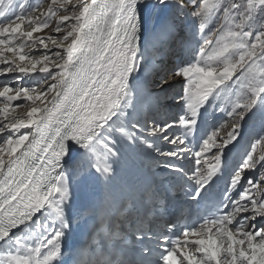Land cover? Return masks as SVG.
<instances>
[{"label": "snow or ice", "instance_id": "1", "mask_svg": "<svg viewBox=\"0 0 264 264\" xmlns=\"http://www.w3.org/2000/svg\"><path fill=\"white\" fill-rule=\"evenodd\" d=\"M141 3L77 0L69 16V0H51L35 15L40 5L30 0H0V74H19L15 84L0 81V264H61L74 174L94 172L111 181L124 145H140L163 168L185 175L196 200L223 173L225 150L239 143L254 110L262 126L251 150L227 175L220 201L202 222L177 234L176 224L164 221L149 234L130 221L132 252L114 228L94 225L75 264H264V22L258 23L264 0H154L187 9L202 38L219 21L215 30L207 27L215 36L203 39L191 61L166 71L172 81L161 77V87L182 85L177 100L183 108L169 120L141 111L146 101L159 102L135 82L136 74L150 71L148 50L140 45ZM54 18V31L64 28L59 40L34 35ZM34 48L43 52L35 55ZM37 72L42 75H32ZM21 99L30 102L25 111L10 114ZM206 107L236 122L226 136L214 127L193 146L190 137ZM72 145L83 154L66 168ZM186 154L192 165L187 172L176 163ZM249 169L261 179L247 175ZM125 211L114 202L113 215Z\"/></svg>", "mask_w": 264, "mask_h": 264}, {"label": "bare ground", "instance_id": "2", "mask_svg": "<svg viewBox=\"0 0 264 264\" xmlns=\"http://www.w3.org/2000/svg\"><path fill=\"white\" fill-rule=\"evenodd\" d=\"M50 3V0L46 2L44 7L41 9V12L47 10V5ZM154 3V0H142V3L139 5V13L141 17V27H140V45L141 50H148V56H149V68H152L154 65L160 66V63L163 58V54L161 52H158L156 50L155 45L152 46V44H158L159 39L157 38L156 30L158 26H156L158 23H155L156 16L158 13V10ZM161 7V6H160ZM37 13V12H35ZM39 13V12H38ZM35 35V34H34ZM164 38H161L163 40ZM199 39V38H198ZM164 41H161V45L164 44ZM165 54H168L169 52L173 51V47L167 43V45H164ZM160 50V48H159ZM161 51V50H160ZM180 58H176L172 63H179ZM166 66L170 65V62L165 63ZM37 75V73L32 74ZM144 76L145 72L141 71L140 73L136 74L135 82L142 85L144 82ZM3 78V77H2ZM166 78V77H165ZM22 79V78H21ZM170 81H172V77L169 78ZM4 81V79H3ZM179 83H172V85H167L161 92L167 93L170 97V104L173 107H179L176 103H178L177 100V91L180 90ZM155 87V86H154ZM156 95V94H153ZM0 100H3V98H0ZM150 105L153 106L147 107L146 102L144 103L145 106H141V111L145 109V111L151 112L152 110H155V112H158L160 114L158 119H162L164 117L169 116L170 109H167L168 113L163 111L162 106L159 104L155 105L153 101H147ZM162 103V102H161ZM2 106V104H0ZM177 105V106H175ZM154 112V114H156ZM224 117H227L221 112H215V111H209L208 108H204L200 112L199 122H206L207 123H198L196 125L195 130L201 131L203 128L210 131L214 127H220L219 136L224 137L227 135V133L231 130L232 125L234 124V121L231 122L230 120L225 122L228 124H224L223 126L219 125L224 119ZM4 118L0 117V123H3ZM252 133L251 131H248L247 133L241 134L240 141L245 139L246 136L250 135ZM235 145H230L227 148V154L224 153V159L223 164L226 163L231 157H235L234 161L237 160L239 157L244 156V151L246 149L243 142ZM83 154V150L76 147L75 145H72L69 149V154L65 157V167L70 168L72 167L77 161L80 160L81 156ZM226 154V155H225ZM124 158L125 164H121L120 166H117L118 169L123 170L129 175L130 180L125 183V190H121L119 186L115 185L113 181L105 182L103 179H99V177L94 172H86L81 175H84L82 184L78 183L75 184V179L78 178V174H74L73 180H72V188H71V197L69 201V209L68 214L71 217V228L67 230L66 236L63 238V257L64 259L68 254H71L74 252V246L77 243H80V247L82 242V239H85L88 235H90L93 226H102V219L105 218V221H111V223H114L115 221V215L112 213V207L114 206V202H118L114 195L111 194L112 191H117L119 193V197L123 199L124 202L131 205V210L139 211L140 206L147 205V208L150 207V205H153L154 207H158V202L156 201L154 197L152 196V192H154L155 189H151V194L147 193L144 196V190H150L151 186H156L159 182H163V185L167 186V189L172 188L173 189V182H170L169 184H166L164 182V179H167L166 177H159L162 176L164 173L171 172L163 167H160L159 169H156L154 173H146V169H144L142 166L138 164L139 160L136 158L135 154L130 155V158H127L124 156V153L120 151V160ZM186 158H190L187 154L185 156ZM185 159L180 160L177 163L179 167H182L185 172L186 170L191 168V159L187 164H185ZM187 160V159H186ZM230 159L228 162H231ZM146 163V162H145ZM142 165V162H140ZM139 166V169L142 171H135L136 167ZM250 170V169H249ZM247 170L246 174L252 175L250 173H257L253 170L249 171ZM153 171V170H152ZM117 172V171H116ZM250 172V173H249ZM173 174L178 175L179 178L183 176V174H178L171 172ZM117 175V174H116ZM165 175V174H164ZM127 180H125L126 182ZM139 183V186L141 187V191L139 194H135L134 196L130 194L129 190L134 189V184ZM122 186V184H121ZM126 191V192H125ZM146 198L147 201L152 202H145L142 198ZM159 196L157 197V200H159ZM163 198V197H162ZM122 201V200H120ZM119 201V202H120ZM122 202V204L124 203ZM260 223H264V221H259ZM120 230V229H119ZM82 233H84V236H82ZM85 244V242H84Z\"/></svg>", "mask_w": 264, "mask_h": 264}, {"label": "rangeland", "instance_id": "3", "mask_svg": "<svg viewBox=\"0 0 264 264\" xmlns=\"http://www.w3.org/2000/svg\"><path fill=\"white\" fill-rule=\"evenodd\" d=\"M46 2H47V0H30V3H32V4H39L40 5V8L38 9L37 13L34 12L33 14L34 15L39 14L38 12H41V9L44 7ZM76 2H77V0H69V5H68L69 11L67 13L69 16L72 15V7L71 6L73 4H75ZM50 3H51V0H50ZM156 8L159 9L157 16H156V20H155V23H158L156 25V26H158V28L156 30V34H157V38L159 39V43L158 44H152V46L155 45L156 50L158 52L160 51L159 48L161 46V41L166 42V41H169L171 39L174 42V45L176 47L181 48V49L186 48L187 54L189 55L186 58V62H188V61H191L193 59L194 50L198 47L199 44L203 43L204 38L211 39V38H214V36H215L214 31H213L212 35H210V36L207 35V27H211L213 30H215L219 25L218 20H216L215 22H213L212 24H210L209 26L206 27L205 36L202 38L199 22L195 21L193 19V17L191 16V14L188 12L187 9H180L176 5L171 4V3H169L167 5H163L161 7L157 6ZM59 14H61V13H58V15ZM58 15L56 18H58ZM260 22H264V21H261L258 18V23H260ZM54 28H55V18L53 19L52 24L50 25V28L44 29L39 33H35V35L53 36L54 38L59 40L64 34V28H62L60 33H56L54 31ZM177 35H179V36H178V39L176 40ZM161 38H164V39L161 40ZM47 42L49 43V47L51 49L55 50V45H53L51 43V40H49ZM42 52H43L42 48H34L33 49V54H35V55H39ZM17 75H19V74L10 73L7 75V77H5L4 74H0V81H3V79L4 80L7 79L9 82L15 84L17 82L15 77ZM40 75H42V74L37 72V75H35V76L39 77ZM20 82L27 85V86H32V84H33V81L28 79V78H22L20 80ZM179 87L181 88L182 85H179ZM177 92H179V91H177ZM4 102H5L4 98H3V100H0V104H2V106L0 105V107H3ZM28 103H30V102L23 101V99L16 101V102H13V105L10 106V114H15V115L22 114L25 111V108L27 107ZM176 104L179 105L180 103H176ZM17 105H19V106H17ZM177 105H175V106H177ZM182 108H183V105L180 106V109H182ZM0 117H3V116H0ZM223 119L224 120L221 123H219V125H221V126H223L224 124H228V123H225L227 121V119H228V121L230 120L231 122H233V121H234V123L236 122L235 119H231L228 117H224ZM261 126H262V121H261V117L259 116V112H258V110H254L244 120L243 127L241 129V133L252 128L253 132H252V135L250 136V138H253L255 134H258ZM252 142H254V139H252ZM251 143L247 144L245 151L251 150ZM261 150H262L261 146H258L257 152L255 153V155L259 156ZM120 151L122 152V154L124 153V156L127 158H130V155H132V154H135L136 158L138 157V160L141 158L144 161L145 167L147 165L150 166V167L147 166L149 168L150 173H154L156 171V169H159L160 167H162L160 158L156 157L154 154H152L150 152H147L140 145H136L134 147L124 145L121 147ZM225 152L227 154V149L225 150ZM186 159L184 160L185 164H187L189 162L190 158H186ZM124 161H125L124 158L121 161H118V165L120 166L121 164H125ZM149 161H150V163L147 164V162H149ZM116 168L118 169L117 164H116ZM117 169H116L117 175H115L111 181H113V183L115 185L119 186L121 190H125V183H127L130 180V178L128 177V180H127L126 172H124L121 169H119V170H117ZM152 170H155V171H152ZM249 171H251V169ZM250 174H252L251 176H254L257 180L261 179V177L259 176L258 173H250ZM84 175H86V174H84ZM84 175L78 176V178L75 179V184H78V183L80 184L83 180ZM247 175H249V174H247ZM166 178L168 179V177H166ZM125 180H127V181L125 182ZM121 184H122V186H121ZM113 193L116 194V195H114L115 199L118 202L120 200H122L119 202V203H122L123 199L121 197H119V193L117 191H112L111 194H113ZM147 196H148V194H147Z\"/></svg>", "mask_w": 264, "mask_h": 264}]
</instances>
